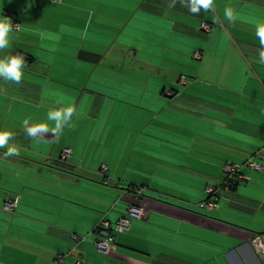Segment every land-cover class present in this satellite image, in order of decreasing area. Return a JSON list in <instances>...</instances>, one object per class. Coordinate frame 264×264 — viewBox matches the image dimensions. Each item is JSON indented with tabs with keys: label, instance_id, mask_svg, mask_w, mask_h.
Returning <instances> with one entry per match:
<instances>
[{
	"label": "crops",
	"instance_id": "crops-1",
	"mask_svg": "<svg viewBox=\"0 0 264 264\" xmlns=\"http://www.w3.org/2000/svg\"><path fill=\"white\" fill-rule=\"evenodd\" d=\"M190 4L0 0L20 24L0 58L25 60L20 82L0 76V264H264L250 244L264 241V159L220 186L224 165L264 148V0ZM68 107L55 131L48 113ZM132 204L147 216L98 252V223Z\"/></svg>",
	"mask_w": 264,
	"mask_h": 264
},
{
	"label": "built area",
	"instance_id": "built-area-1",
	"mask_svg": "<svg viewBox=\"0 0 264 264\" xmlns=\"http://www.w3.org/2000/svg\"><path fill=\"white\" fill-rule=\"evenodd\" d=\"M52 2H57L59 0H50ZM20 28V24L17 21L12 23V29L14 31H18ZM202 30L204 32H209L211 30V26L208 24H202ZM193 57L195 59L200 58V53H194ZM185 78L182 77L180 79V84H185ZM70 154V150L66 149L63 151L62 157H66ZM264 159V148L256 151L252 158L244 162L243 164H226L223 167V179L221 181V188L230 190L237 185L244 182L246 177L242 174L243 169H249L254 171H261L263 166L260 161ZM106 169V167L102 166V170ZM204 193L207 196V199L203 202L202 207L208 212H214L217 209V201L216 197V189L212 186H206L204 189ZM141 195L140 191H136L134 194V199L139 200ZM18 203V199L6 201L4 203V209L7 211L13 210ZM147 216V211L138 206L131 205L127 208L126 213L118 218V220L112 225L107 220H101L98 223V230L102 232L103 236L101 239H98L94 242V245L98 252L107 255L112 253L115 249V237L114 233L121 234L129 229L130 223L132 220H140L144 219ZM72 239L75 243L83 241L86 237H81L77 235H73ZM251 247L253 250L259 254L264 259V241L260 236H255L250 241ZM76 264H79L77 261Z\"/></svg>",
	"mask_w": 264,
	"mask_h": 264
},
{
	"label": "clouds",
	"instance_id": "clouds-1",
	"mask_svg": "<svg viewBox=\"0 0 264 264\" xmlns=\"http://www.w3.org/2000/svg\"><path fill=\"white\" fill-rule=\"evenodd\" d=\"M213 4V0H191L190 11L199 12L200 8H209ZM225 15L228 18L232 17L231 10H225ZM12 31L11 20L3 15H0V49H5L10 46L9 33ZM257 35L261 38V42L264 43V27H261L257 31ZM261 61L264 62V53H261ZM25 68V60L21 55H12L0 58V76L10 78L16 82H20L23 71ZM73 114V108L68 107L64 110H57L48 113V119L54 120L55 131H58L61 124L70 119ZM40 131H47V126L40 124L29 129V132L34 134ZM9 138L8 132H0V146H3L6 140ZM14 148L9 147V153H13Z\"/></svg>",
	"mask_w": 264,
	"mask_h": 264
},
{
	"label": "trees",
	"instance_id": "trees-1",
	"mask_svg": "<svg viewBox=\"0 0 264 264\" xmlns=\"http://www.w3.org/2000/svg\"><path fill=\"white\" fill-rule=\"evenodd\" d=\"M59 166H60V165H59ZM14 199H18V197H14V198H12V199H8L7 201L14 200ZM133 199H134V198H133ZM18 200H19V199H18ZM134 201H137V200L134 199ZM17 205H18V203H17ZM132 205H135V204H132ZM135 206H136V205H135ZM3 207H4V204H3ZM15 208H16V207H15ZM15 208H14V209H15ZM14 209H13V210H14ZM77 236H80V235H77ZM81 237H85V236H81ZM80 242H82V241H80ZM74 243H75V242H74ZM77 243H79V242H77Z\"/></svg>",
	"mask_w": 264,
	"mask_h": 264
}]
</instances>
